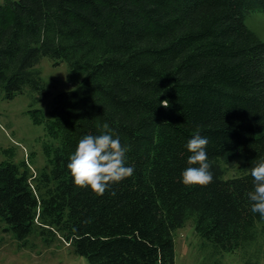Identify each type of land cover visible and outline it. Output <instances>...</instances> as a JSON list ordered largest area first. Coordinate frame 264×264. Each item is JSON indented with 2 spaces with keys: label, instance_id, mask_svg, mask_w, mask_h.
I'll return each instance as SVG.
<instances>
[{
  "label": "trees",
  "instance_id": "1",
  "mask_svg": "<svg viewBox=\"0 0 264 264\" xmlns=\"http://www.w3.org/2000/svg\"><path fill=\"white\" fill-rule=\"evenodd\" d=\"M264 0H2L0 98L52 95L43 58L66 62L72 87L26 114L44 125L50 171L0 162V222L22 247L62 241L88 264H175V232L191 223L203 258L257 249L250 170L264 160V41L246 25ZM168 103V106H163ZM127 148L132 176L102 196L74 185L69 157L86 135ZM199 132L213 181L185 186ZM241 163L226 178L223 165ZM198 166V165H192ZM261 241V243H260Z\"/></svg>",
  "mask_w": 264,
  "mask_h": 264
},
{
  "label": "rangeland",
  "instance_id": "2",
  "mask_svg": "<svg viewBox=\"0 0 264 264\" xmlns=\"http://www.w3.org/2000/svg\"><path fill=\"white\" fill-rule=\"evenodd\" d=\"M247 27L264 41V12L247 15ZM49 58H43L38 68L45 81H56L52 95L41 101H35L36 93L26 92L13 100L0 98V162L10 160L15 163L25 162L34 175L42 170L50 171L44 146L51 142L44 125H34L26 112L29 109H43L48 117L51 100L61 91L72 89L67 81L68 65L66 62L54 65ZM226 178L241 174V163L234 168L223 165ZM0 222V264H88L84 257L73 253V249L60 240L47 245L37 234L27 240L22 247L14 236L5 231ZM261 243V241H260ZM201 241L191 223L175 232V264H210L203 258ZM257 249L238 250L223 253L219 257L221 264H254ZM258 264H264L260 260Z\"/></svg>",
  "mask_w": 264,
  "mask_h": 264
},
{
  "label": "clouds",
  "instance_id": "3",
  "mask_svg": "<svg viewBox=\"0 0 264 264\" xmlns=\"http://www.w3.org/2000/svg\"><path fill=\"white\" fill-rule=\"evenodd\" d=\"M163 106L167 107L168 103ZM103 128L105 134L86 135L80 139L66 166L75 186L90 187L98 196H102L112 183L121 182L134 173V168L125 166L127 148L121 145L119 138L107 134V123ZM207 144L208 139L199 132L187 142L186 148L191 155L187 160L190 166L182 172L181 182L185 186H206L213 181L205 150ZM250 175L254 184L253 191L248 194L252 201L251 211L264 218V160L251 168Z\"/></svg>",
  "mask_w": 264,
  "mask_h": 264
},
{
  "label": "crops",
  "instance_id": "4",
  "mask_svg": "<svg viewBox=\"0 0 264 264\" xmlns=\"http://www.w3.org/2000/svg\"><path fill=\"white\" fill-rule=\"evenodd\" d=\"M0 1H2V0H0Z\"/></svg>",
  "mask_w": 264,
  "mask_h": 264
}]
</instances>
